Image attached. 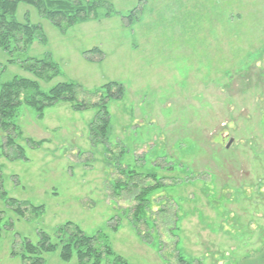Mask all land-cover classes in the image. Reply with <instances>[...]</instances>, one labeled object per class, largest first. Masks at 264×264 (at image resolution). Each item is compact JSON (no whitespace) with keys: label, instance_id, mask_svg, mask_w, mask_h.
Wrapping results in <instances>:
<instances>
[{"label":"rangeland","instance_id":"1","mask_svg":"<svg viewBox=\"0 0 264 264\" xmlns=\"http://www.w3.org/2000/svg\"><path fill=\"white\" fill-rule=\"evenodd\" d=\"M97 1L107 4L99 16L111 5L122 15L136 9L141 22L130 27L118 15L62 33L32 7H19L18 19L28 14L48 41L34 42L29 57L52 59L63 74L43 88L72 81L89 92L119 82L125 94L109 102L107 146L90 137L95 111L59 103L40 119L20 108L21 135L12 136L28 160H14L13 149L6 150L13 160L0 157L4 190L44 212L21 218L0 200L2 224L13 225L4 226L0 264H22L12 254L19 237L35 244L39 232L54 236L67 222L107 235L128 264H178L177 242L193 264H264V0ZM94 48L103 55H83ZM9 59L0 49L2 81L35 79ZM29 140L45 143L34 148ZM110 148L125 151L122 166L155 171L170 185L152 198L153 211L166 212L155 215L162 252L130 224L134 195L114 199L112 182L121 176L109 164ZM44 258L78 264L59 252Z\"/></svg>","mask_w":264,"mask_h":264},{"label":"trees","instance_id":"2","mask_svg":"<svg viewBox=\"0 0 264 264\" xmlns=\"http://www.w3.org/2000/svg\"><path fill=\"white\" fill-rule=\"evenodd\" d=\"M21 4L35 9L41 19L49 21L62 33L82 23L100 21L118 15L130 27L141 22L142 19L140 14H137L136 9L127 15H122L111 5L106 8L103 15L99 16L98 10L107 4L97 0H0V49L10 56L9 65H19L22 70L35 78L14 76L11 80L4 82L0 72V130L5 134V142L0 147V157H7L11 160H28L24 147L18 145L15 137L12 136V133L21 135L20 128L16 124V117L23 106L36 111L40 119L43 118L46 109L59 103L69 104L75 112L95 111L96 114L89 126L90 137L94 143L107 146L111 128L108 105L111 100H119L124 96L123 84L109 82L89 92L80 84L72 81L58 82L46 89L43 88L41 83L48 85L63 74L59 65L52 59L29 57V49L34 42L38 41L46 45L48 41L43 27L40 24L32 23L28 14L24 20L18 19L17 14ZM83 55L89 58L90 55L101 56L103 52L99 48H94L84 52ZM93 95L98 97V101L95 103H92L88 98ZM28 142L34 148L45 143V141L36 142L33 140ZM7 149L15 151L13 159L6 153ZM107 152L110 154L109 164L118 170L121 176L112 182L114 199L120 198L123 192L134 195L135 205L130 210V224L143 242L150 245L159 244L162 252L164 244L159 242L158 223L155 215L159 213L164 215L166 212L161 209L155 213L152 198L158 192L169 188L170 185L165 184L155 171L140 173L129 165L122 166L121 161L125 157L123 149L120 153H114L111 148ZM165 167L168 170L172 168L167 164ZM155 169L164 168L156 165L154 166ZM0 200L5 202L21 218H25L27 212L30 215L37 213V216L44 212V206H36L10 198L4 190L1 172ZM2 221L1 217L0 239L6 225H3ZM178 223L179 217L177 215L175 225L177 226ZM6 227L11 229L13 225L8 224ZM113 229L117 230L118 225ZM38 236L39 240L35 244L29 238L19 237L21 239L20 247L17 252L12 254L19 256L22 264H45L44 255L56 252H59L63 262L76 259L78 264H104V261L108 259L112 260V264H128L125 259L113 251L108 243L107 235L100 232L93 235L87 234L72 222H67L58 227L54 236L45 232H39ZM175 248L178 264H193L182 256L178 242Z\"/></svg>","mask_w":264,"mask_h":264}]
</instances>
